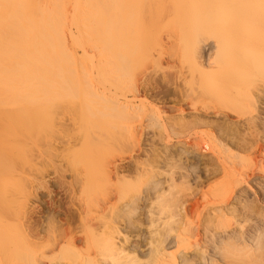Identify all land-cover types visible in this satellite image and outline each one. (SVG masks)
<instances>
[{
  "label": "rangeland",
  "instance_id": "374dc122",
  "mask_svg": "<svg viewBox=\"0 0 264 264\" xmlns=\"http://www.w3.org/2000/svg\"><path fill=\"white\" fill-rule=\"evenodd\" d=\"M263 216L264 0H0V264H253Z\"/></svg>",
  "mask_w": 264,
  "mask_h": 264
},
{
  "label": "bare ground",
  "instance_id": "6f19581e",
  "mask_svg": "<svg viewBox=\"0 0 264 264\" xmlns=\"http://www.w3.org/2000/svg\"><path fill=\"white\" fill-rule=\"evenodd\" d=\"M205 44V43H204ZM200 49H202V51L200 50V59L202 60V65L205 67V60L207 59V57L209 56V52H210V50H211V46H209L208 44L207 45H204V47L203 48H200ZM213 50V49H212ZM199 58V57H198ZM201 60H200V63H201ZM201 66V65H200ZM161 72V71H160ZM162 74V73H161ZM177 75V74H176ZM180 75V74H179ZM146 77V76H145ZM176 77V76H175ZM185 77V76H184ZM168 77L165 75H163V78H162V82H170V81H168L169 79H167ZM170 78V77H169ZM192 79V78H191ZM146 80V79H145ZM156 80V79H155ZM176 80V79H175ZM140 81V80H139ZM143 81V80H142ZM139 82V84H137L136 85V88H135V86H134V91L132 92L133 94H134V97L135 98H137V99H139V101H140V104H139V106L141 107V106H143V109H144V112H147V114L145 113V115H150V116H148V118H151V120L152 121H154V122H156L157 124H156V126H158V133H160V131L167 137V142L168 143H171L173 140H175V138H176V140H177V138L179 139V140H183V138L181 139V137H185V136H188L189 134H190V132L191 131H189L190 129H189V126L191 125L188 121L186 122V123H184L182 120L181 121H179V120H177V121H179V122H176V121H174V118H172L171 116H169V115H167L166 114V110L165 109H162L160 106H157L156 104H154L153 103V99H151V97L148 95V94H144L142 97H141V88H142V86H144V84H145V87H147L146 85L148 84V83H146V81H144V82ZM148 81V80H147ZM152 81V80H151ZM179 81V80H178ZM190 81V80H189ZM173 82V81H172ZM137 83V82H136ZM150 83V82H149ZM153 83H155V82H153ZM135 84V83H134ZM133 84V85H134ZM151 84L152 83H150V86H151ZM168 84V83H167ZM153 85V84H152ZM169 85H172V84H169ZM169 85H167V86H169ZM174 85V84H173ZM190 85V84H189ZM189 85H188V87H189ZM192 85H194V84H192ZM132 86V85H131ZM149 86V85H148ZM148 88V87H147ZM151 88V87H150ZM149 88V89H150ZM183 88V87H182ZM195 88V87H194ZM201 88V87H200ZM130 89V88H129ZM191 89H193V88H191ZM175 90V89H174ZM180 89H179V87H178V90H177V92H178V97L179 98H181L176 104L179 106V109H177V110H175V111H177L178 113H179V115L180 116H182L183 118L184 117H186L185 115V110L184 109H182L181 108V104L185 101V95L183 94V93H181V91H179ZM195 90V89H194ZM131 91V90H130ZM148 91V90H147ZM198 91H199V89H198ZM260 90H258V92H259ZM177 92H175L176 94H177ZM190 92V91H189ZM197 92V91H196ZM257 92V95H260L259 93ZM131 93V94H132ZM192 93V92H191ZM197 93H199V92H197ZM261 93V92H260ZM200 94V93H199ZM202 94V93H201ZM189 94H187L186 96H188ZM194 95H196V93L195 94H193V96ZM256 95V96H257ZM192 96V95H191ZM203 96V95H202ZM260 96H262V95H260ZM260 96H258L259 98H260ZM194 97H197V96H194ZM193 97V98H194ZM199 97H201V95L199 96ZM204 97V96H203ZM198 98V97H197ZM256 98V97H255ZM177 99V98H176ZM187 99V98H186ZM189 99H190V97H189ZM191 100V99H190ZM201 100V99H200ZM257 100H259V99H257ZM112 101V100H111ZM116 101V100H115ZM114 102V101H113ZM117 102V101H116ZM192 102V101H191ZM118 103V102H117ZM125 104H127L126 105V107L127 106H129V108L130 109H132L131 111H130V109L128 110V117L129 116H132V115H135V113H137V112H135L134 110L135 109H139L140 107H138V108H136L135 106L136 105H132V102H128V103H125ZM160 104H164V102H160ZM114 105V104H113ZM153 105V106H152ZM176 105V106H177ZM119 106H121V105H119ZM193 106V105H192ZM204 106V105H203ZM125 107V106H124ZM150 108L151 110L149 111L148 109H146V108ZM142 108V107H141ZM199 108V107H198ZM127 110V109H126ZM139 111V110H138ZM201 111H202V109H201ZM215 111V110H214ZM217 111V110H216ZM216 111L214 112V113H216ZM143 112V113H144ZM198 112V111H197ZM196 112V113H197ZM213 112V111H212ZM140 113V112H139ZM204 113V112H203ZM206 113V112H205ZM218 113V112H217ZM127 114V113H126ZM130 114V115H129ZM210 116V115H209ZM219 116V115H218ZM197 117V116H196ZM131 117H129V119H130ZM135 118V117H134ZM147 118V119H148ZM176 118H178V117H176ZM176 118H175V120H176ZM189 119V118H188ZM198 119H200V118H198ZM198 119H196L195 120V118H194V122L193 123H195V124H197V126H199V127H202V126H207L206 124V122L208 121H206V122H204V120L202 121L201 119L200 120H198ZM133 120H135V119H133ZM150 120V119H149ZM150 120V121H151ZM129 121V120H128ZM131 121V120H130ZM192 122V121H191ZM187 123L188 124H190L189 126L187 125ZM188 126H186V125ZM195 124H193V125H195ZM152 125H153V123H152ZM155 125V124H154ZM191 126V128L193 127L194 128V126ZM213 126V125H212ZM153 127V126H152ZM198 127V128H199ZM211 127V126H210ZM151 128V127H150ZM155 128V127H154ZM205 128V127H204ZM157 129V128H156ZM208 129V128H207ZM213 129V128H212ZM146 130V129H145ZM204 131V130H203ZM146 132V131H145ZM154 132H156V130L154 131ZM193 132H194V130H193ZM201 132V131H200ZM153 133V132H152ZM157 133V132H156ZM192 133V132H191ZM208 133V132H207ZM206 133V134H207ZM155 134V133H154ZM200 134V133H199ZM133 135V134H132ZM131 135V136H132ZM158 135H160V134H158ZM191 135V134H190ZM196 135V134H195ZM202 135V134H201ZM128 137H129V135H127ZM135 136V135H134ZM162 136V135H161ZM164 137V136H163ZM190 137V136H189ZM202 137V136H201ZM200 137V138H201ZM131 138V137H130ZM155 138H157V137H155ZM160 139H161V137H159ZM187 138V137H186ZM132 139H133V136H132ZM139 139V138H138ZM185 139V138H184ZM197 139V138H196ZM154 140V139H153ZM188 140V139H187ZM141 142V141H140ZM155 143V142H154ZM173 143V142H172ZM153 144V143H152ZM162 144V143H161ZM191 143H190V141L188 142H186L185 141V145H190ZM220 144V143H219ZM183 145V144H182ZM196 145H197V143H196ZM195 145V146H196ZM177 146H178V144H177ZM187 147V146H186ZM184 145L182 146V148L180 149V151H178L177 153L178 154H180V156H177L176 155V157H178V159L179 158H181V157H183L184 158V160H186V161H188V159L189 158H191V159H193V157H191V154H196V153H194V151H189V150H187V148H186ZM197 147V146H196ZM199 147V146H198ZM205 147H206V145H205ZM208 147V146H207ZM207 147H206V149H207ZM223 147V146H222ZM159 148H161V147H159ZM166 148V147H165ZM192 148V147H191ZM190 148V149H191ZM201 148V147H200ZM210 148V147H209ZM221 148V147H220ZM229 148V147H228ZM227 148V149H228ZM146 149H148V148H146ZM163 149V148H162ZM179 149V148H178ZM196 149V148H195ZM211 149V148H210ZM210 149H209V151H210ZM214 149H215V146H214ZM224 149V148H223ZM161 150V149H160ZM159 150V153H162L161 151ZM168 149H166L165 151L164 150H162L163 151V154H165L166 156H167V153L169 154V152L167 151ZM171 150V149H170ZM203 151H204V148L202 149ZM171 151H173V150H171ZM213 153H214V151H213V149L211 150ZM216 151V150H215ZM219 151H220V149H219ZM144 152H146V151H144ZM156 152H157V150H156ZM175 152V151H174ZM217 152H218V150H217ZM216 152V153H217ZM173 153V152H172ZM225 153V152H224ZM220 154V153H219ZM157 155V154H156ZM170 155H172V154H170ZM261 155H262V153H261ZM148 156V155H147ZM159 156H161V155H159ZM158 156V157H159ZM173 156V155H172ZM216 156V155H215ZM222 156H224V155H222ZM233 156V155H232ZM234 156H235V154H234ZM158 157H157V159H158ZM170 157V156H169ZM174 157V160L176 161V157L175 156H173ZM230 157V156H229ZM237 157V156H236ZM159 158H161L160 160H157L158 162H160V163H158V166H156L155 168H158V170L160 169V168H163V166L164 165H167V164H169V163H167V161L168 162H171V161H169V160H172V159H166V158H164L163 156L162 157H159ZM170 158H172V157H170ZM197 158V157H196ZM174 160H173V162H174ZM183 160V161H184ZM146 161V160H145ZM178 161V160H177ZM227 161H228V159H227ZM235 161V160H234ZM136 162V161H135ZM182 162V161H181ZM232 162V161H231ZM175 163L176 162H174V165H175ZM179 163V162H178ZM134 164V163H133ZM144 164H146V163H144ZM142 162L140 163V162H136L134 165H128L129 167L127 168V169H125V171H123V173L124 174H118L119 176H121V178L120 179H122V180H125V181H128V180H126V179H128L129 177H130V175H131V173L133 172V170L135 171L137 168H139V166H140V168L139 169H141V168H143V167H145V166H143V167H141L142 165H144ZM159 164H161L160 166H159ZM181 164V163H180ZM171 165H172V162H171V164H170V167H171ZM174 165H172V166H174ZM169 166V165H168ZM261 166V165H260ZM169 167V168H170ZM183 167V166H182ZM254 167V166H253ZM166 168H168V167H166ZM186 168V167H185ZM231 168H234L235 169V167H225L224 169H222L223 171L225 170L226 172H227V174H228V172H230L229 170L231 169ZM257 168H259V167H257ZM153 169V168H152ZM152 169H151V171H152ZM171 170H172V167L170 168ZM182 169V168H181ZM263 169V168H262ZM115 170H116V168H115ZM117 170H119V169H117ZM116 170V171H117ZM188 170V169H187ZM233 170V169H232ZM138 171V170H137ZM156 171V170H155ZM224 171V172H225ZM153 172H154V170H153ZM136 173V172H135ZM117 174V173H116ZM133 174H134V172H133ZM156 174V173H155ZM232 174V173H231ZM230 174V175H231ZM129 176V177H128ZM162 185V184H161ZM256 192H258V191H256ZM255 192V193H256ZM258 196V195H257ZM76 209V208H75ZM77 210V209H76ZM78 212H80L79 210H78ZM263 218H264V216H263ZM30 219V218H29ZM264 221V220H263ZM28 222H30V224L32 223V221H31V219L28 221ZM27 222V223H28ZM264 223V222H263ZM29 224V225H30ZM28 225V224H27ZM31 226V225H30ZM256 227H258V226H256ZM28 228H30V227H28ZM263 228V227H262ZM30 229H33L32 227L30 228ZM255 230V233H254V236H253V240L251 241V242H253V243H251V245H252V256H253V258H252V263L253 264H264L263 262H264V252H263V250H262V248L264 247V243H263V245H261L262 243H261V241H260V239L264 236L263 234H264V229H261V227L260 228H256V229H254ZM29 232H31V230L29 231ZM69 233H71V231H68ZM33 233V232H32ZM34 234V233H33ZM31 237H33V236H31ZM72 237V236H71ZM35 238V237H34ZM73 239V238H72ZM75 239V238H74ZM263 239V238H262ZM264 240V239H263ZM73 242V241H72ZM263 242V241H262ZM121 249V248H120ZM264 249V248H263ZM123 250V249H122ZM122 252V251H121ZM162 253V252H161ZM118 255H120L121 253H117ZM117 254H116V256H115V258H114V256H113V262L112 263H114V264H122L123 262H122V258L124 257V256H122V254H121V256H118L117 257ZM167 255V254H166ZM159 256V255H158ZM120 258V259H119ZM159 258V257H158ZM165 258V257H164ZM164 258H162V259H164ZM119 259V260H118ZM122 259V260H121ZM161 259V258H160ZM159 260L158 261V263L157 264H168V263H166V261L165 260ZM165 261V262H164ZM116 262V263H115ZM119 262H121V263H119Z\"/></svg>",
  "mask_w": 264,
  "mask_h": 264
}]
</instances>
